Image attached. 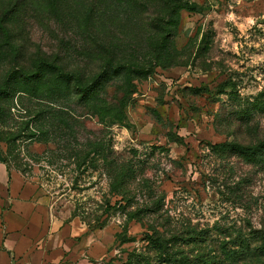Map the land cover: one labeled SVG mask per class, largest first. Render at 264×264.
Returning <instances> with one entry per match:
<instances>
[{
    "label": "rangeland",
    "instance_id": "1",
    "mask_svg": "<svg viewBox=\"0 0 264 264\" xmlns=\"http://www.w3.org/2000/svg\"><path fill=\"white\" fill-rule=\"evenodd\" d=\"M13 1L0 0V82L14 68L32 72L38 58L90 77L74 2L20 0L16 13ZM182 2L170 57L133 80L120 118L106 113L122 96L111 83L95 103L63 100L72 126L64 134L35 116L44 101L0 96V152L13 139L11 178L35 188L17 204L0 202L4 230L38 226V213L53 218L67 245L60 264H169L158 235L175 256L255 264L232 250L264 237V155L215 144L264 142V0Z\"/></svg>",
    "mask_w": 264,
    "mask_h": 264
},
{
    "label": "trees",
    "instance_id": "2",
    "mask_svg": "<svg viewBox=\"0 0 264 264\" xmlns=\"http://www.w3.org/2000/svg\"><path fill=\"white\" fill-rule=\"evenodd\" d=\"M19 1L12 2L10 7L13 8V12L18 11L16 6ZM64 1L74 2L77 11L80 12L77 27L81 31L85 30L90 39L87 38V46L81 44L82 48H79V51L84 57L92 59L96 70L90 77L84 78L78 73L79 65L77 71L65 72L56 60L38 58L32 72L14 68L7 71L0 82L1 97L17 93L21 98L44 101L45 107L37 108L35 116L39 121L49 123L52 126L51 131L63 134L72 130L71 114L63 109V100L72 97L78 103H95L100 99L101 89L108 83L113 85L116 93H122V96L117 99L118 105H110L112 107H109L106 113L115 119L121 117L124 101L134 87L133 80L146 77L156 66L164 65L170 57L172 28L177 23L179 10L188 7L182 0ZM81 3L82 6H79ZM48 75H52V78H46ZM34 78L38 79L37 83L26 86ZM48 81L52 83L48 84ZM1 112L0 105V114ZM49 131L47 128H40L38 133L48 135ZM30 136L34 134L28 137ZM12 140H8L4 154L0 152V162L5 164L8 175H10L8 156L13 155L11 157L15 158L18 155V152L16 155L13 153L15 146L12 145ZM215 147L226 148L231 153H244L251 159L264 155V142L251 145L227 142L215 144ZM164 239L159 235L153 237V242L163 253L164 258L160 256L161 261L166 260L167 263L169 261V264H216L212 257L204 259L206 253L186 252L175 256L169 248L168 240ZM232 253L242 254L247 263L249 259L256 258L255 264H264V237L262 242L253 248H250L248 242L240 240L237 249H233Z\"/></svg>",
    "mask_w": 264,
    "mask_h": 264
},
{
    "label": "crops",
    "instance_id": "3",
    "mask_svg": "<svg viewBox=\"0 0 264 264\" xmlns=\"http://www.w3.org/2000/svg\"><path fill=\"white\" fill-rule=\"evenodd\" d=\"M34 190L33 185L25 182L19 175H13L11 178L5 164L0 162L1 203L7 199L17 204L30 197ZM32 205L39 209L37 204ZM24 214L27 215L25 212ZM38 216L40 217L38 226L33 225L31 221H27L28 224L22 221L23 223L15 229L4 230L0 225V241L3 244V248H0V264H12L11 261L14 260L19 264H60V260L63 262L67 259L63 252V247L67 245L62 246L63 230H55L58 229V222L39 213ZM36 236H39L37 239L39 241H33V237ZM12 256L14 260L11 259ZM92 263L88 258L85 259L84 264Z\"/></svg>",
    "mask_w": 264,
    "mask_h": 264
}]
</instances>
